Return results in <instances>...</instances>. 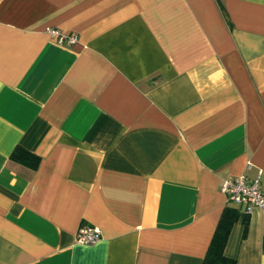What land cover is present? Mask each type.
I'll return each instance as SVG.
<instances>
[{
    "label": "crops",
    "instance_id": "1",
    "mask_svg": "<svg viewBox=\"0 0 264 264\" xmlns=\"http://www.w3.org/2000/svg\"><path fill=\"white\" fill-rule=\"evenodd\" d=\"M260 170L264 0H0V264H202L226 207L264 264L220 189Z\"/></svg>",
    "mask_w": 264,
    "mask_h": 264
},
{
    "label": "built area",
    "instance_id": "2",
    "mask_svg": "<svg viewBox=\"0 0 264 264\" xmlns=\"http://www.w3.org/2000/svg\"><path fill=\"white\" fill-rule=\"evenodd\" d=\"M51 34L57 38L60 44L73 43L77 40L76 35L64 34L58 29H50ZM221 191L226 195L228 201L239 205L243 214L252 213L255 207L264 211V189L262 187V171L250 178L246 174L227 177L223 180ZM101 238L99 228L90 224L79 227L75 240L78 244L89 245Z\"/></svg>",
    "mask_w": 264,
    "mask_h": 264
},
{
    "label": "trees",
    "instance_id": "3",
    "mask_svg": "<svg viewBox=\"0 0 264 264\" xmlns=\"http://www.w3.org/2000/svg\"><path fill=\"white\" fill-rule=\"evenodd\" d=\"M11 159L37 168L40 157L22 146H17L11 154ZM240 213L235 207H226L216 227L208 251L202 264H237L236 258L225 254V247L228 242L231 230L239 219Z\"/></svg>",
    "mask_w": 264,
    "mask_h": 264
}]
</instances>
